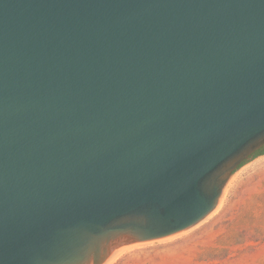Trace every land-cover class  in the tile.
Masks as SVG:
<instances>
[{"label": "water", "instance_id": "95a60500", "mask_svg": "<svg viewBox=\"0 0 264 264\" xmlns=\"http://www.w3.org/2000/svg\"><path fill=\"white\" fill-rule=\"evenodd\" d=\"M263 148L264 0H0V264L184 232Z\"/></svg>", "mask_w": 264, "mask_h": 264}, {"label": "rangeland", "instance_id": "374dc122", "mask_svg": "<svg viewBox=\"0 0 264 264\" xmlns=\"http://www.w3.org/2000/svg\"><path fill=\"white\" fill-rule=\"evenodd\" d=\"M112 264H264V155L236 173L217 209L203 221L138 244Z\"/></svg>", "mask_w": 264, "mask_h": 264}, {"label": "bare ground", "instance_id": "6f19581e", "mask_svg": "<svg viewBox=\"0 0 264 264\" xmlns=\"http://www.w3.org/2000/svg\"><path fill=\"white\" fill-rule=\"evenodd\" d=\"M231 181H232V180H231ZM231 181H230V183L228 184L227 188H228L229 185L231 184ZM227 188L225 189V191L227 190ZM224 194H225V192H224ZM222 198H223V197H222ZM221 201H222V199H221ZM221 201H220V203H221ZM220 203H219V204H220ZM135 246H137V245H134V246H131V247H127V248L123 249L122 251L118 252L113 258L110 259V261L108 262V264H112L113 262L116 261V259H117L121 254H123L124 252H126L127 250H129V249H131V248H133V247H135Z\"/></svg>", "mask_w": 264, "mask_h": 264}, {"label": "trees", "instance_id": "16d2710c", "mask_svg": "<svg viewBox=\"0 0 264 264\" xmlns=\"http://www.w3.org/2000/svg\"><path fill=\"white\" fill-rule=\"evenodd\" d=\"M263 155H264V148L261 149L260 151H258V152L254 155L253 159H256L257 157H260V156H263ZM246 163H247V162H245L244 164H242L240 168H242ZM240 168H239V169H240ZM239 169H238V170H239Z\"/></svg>", "mask_w": 264, "mask_h": 264}]
</instances>
